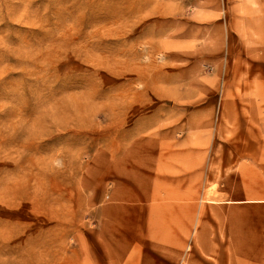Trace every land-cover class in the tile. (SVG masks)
I'll return each instance as SVG.
<instances>
[{
    "label": "rangeland",
    "instance_id": "1",
    "mask_svg": "<svg viewBox=\"0 0 264 264\" xmlns=\"http://www.w3.org/2000/svg\"><path fill=\"white\" fill-rule=\"evenodd\" d=\"M0 264H264V0H0Z\"/></svg>",
    "mask_w": 264,
    "mask_h": 264
}]
</instances>
